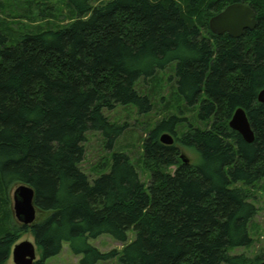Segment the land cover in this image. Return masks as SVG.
I'll return each instance as SVG.
<instances>
[{
    "label": "trees",
    "instance_id": "16d2710c",
    "mask_svg": "<svg viewBox=\"0 0 264 264\" xmlns=\"http://www.w3.org/2000/svg\"><path fill=\"white\" fill-rule=\"evenodd\" d=\"M96 1L65 0V26L34 27L13 40L4 35L0 264L24 234L39 253L34 264L58 254L64 242L82 255L80 264L105 261L116 251L86 243L102 234L124 244L121 264H259L263 257L229 249L252 244L256 207L246 188L264 178V103L257 101L264 88V0ZM235 2L254 10V29L237 39L212 34L210 18ZM172 63L183 103L177 111L196 107L202 127L170 115L148 131L147 184L124 152H112L108 172L90 181L80 168L86 134L101 133L110 147L123 126L103 111L130 104L150 110L139 84ZM240 107L251 143L228 125ZM163 132L193 150L197 162H182L175 143H160ZM21 184L34 192L29 226L11 209L10 192ZM130 229L135 238L126 243Z\"/></svg>",
    "mask_w": 264,
    "mask_h": 264
},
{
    "label": "rangeland",
    "instance_id": "374dc122",
    "mask_svg": "<svg viewBox=\"0 0 264 264\" xmlns=\"http://www.w3.org/2000/svg\"><path fill=\"white\" fill-rule=\"evenodd\" d=\"M105 0H97L102 3ZM49 8H52L50 11ZM46 10V12H45ZM44 11V13H42ZM43 14L39 17L40 14ZM47 13H51L48 16ZM70 9L66 7L65 0H0V46L8 45L9 41L4 42V35L12 40L15 36L21 34L27 29L34 27L45 28L49 24L56 26H65L70 21ZM174 76V63L170 64L165 70L159 71L155 78L139 84L140 91L148 94L150 98L151 109L145 113H139L135 105L116 106L112 110H104L103 114L112 122L123 126L122 133L108 147L107 139L98 132H88L86 140L83 143L85 152L80 164L81 170L92 181L109 170V163L112 152H124L135 166L140 180L147 184L150 173L144 166L143 159V140L147 137L148 131L155 125L170 115L189 120L202 127L195 121L194 114L196 107H184V112H178L177 108L182 106V100L175 94V83L171 77ZM173 143L180 149L181 155L188 161L196 163L198 158L196 153L186 147H182L175 142L176 137L168 132ZM160 134V136L162 135ZM159 136V137H160ZM179 136V135H178ZM171 171L174 168H170ZM235 186H240L236 184ZM10 192L11 209L13 211V192ZM250 195V202L256 207V214L248 227L249 236L252 238V244L249 247H235L229 249L230 255H244L247 258L254 259L257 256L264 258V178L255 183L254 186L246 188ZM14 215V212H13ZM15 217V216H14ZM16 219V218H15ZM135 238L133 229L127 232L126 243H130ZM29 241L33 243L30 234H24L16 242ZM86 243L95 247L101 253L116 251V255L97 264H121L119 256L123 248L122 243L115 241L111 236L102 234L96 238H88ZM13 248V247H12ZM39 253L36 251V259ZM82 255L74 254L70 244L64 242L60 252L44 261V264H80ZM6 264H13L11 255ZM224 264V263H221Z\"/></svg>",
    "mask_w": 264,
    "mask_h": 264
},
{
    "label": "water",
    "instance_id": "95a60500",
    "mask_svg": "<svg viewBox=\"0 0 264 264\" xmlns=\"http://www.w3.org/2000/svg\"><path fill=\"white\" fill-rule=\"evenodd\" d=\"M255 12L249 4L235 2L226 6L221 12L210 18L209 30L214 35L228 34L232 38H239L246 30H253L256 24ZM257 101L264 103V88L257 95ZM229 128L237 132L241 138L251 143L254 135L243 108H237L229 123ZM160 143L170 145L172 139L168 134L159 137ZM182 162L188 160L180 155ZM13 212L16 220L26 226L31 225L36 219V208L34 206V192L32 188L21 184L13 192ZM13 264H34L36 259V247L34 243L22 241L13 246L11 250ZM259 264H264V260Z\"/></svg>",
    "mask_w": 264,
    "mask_h": 264
}]
</instances>
